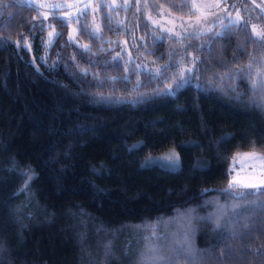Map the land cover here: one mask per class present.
Returning <instances> with one entry per match:
<instances>
[{"label": "trees", "instance_id": "trees-1", "mask_svg": "<svg viewBox=\"0 0 264 264\" xmlns=\"http://www.w3.org/2000/svg\"><path fill=\"white\" fill-rule=\"evenodd\" d=\"M60 6L0 0V264H264V184L228 183L234 152H264V40L245 22L160 36L132 3L101 4V30L81 18L72 40ZM170 148L177 168L144 163ZM183 210V245L148 260L146 224Z\"/></svg>", "mask_w": 264, "mask_h": 264}, {"label": "rangeland", "instance_id": "rangeland-1", "mask_svg": "<svg viewBox=\"0 0 264 264\" xmlns=\"http://www.w3.org/2000/svg\"><path fill=\"white\" fill-rule=\"evenodd\" d=\"M45 6L65 5L57 15L65 17L69 22L68 37L76 40L77 23L81 18L87 17V22L93 32L98 33L100 29V5L105 7H127L130 3L132 19L138 22V16L143 18L149 25L151 31L158 32L160 36H167L176 40L184 36H196L203 33H217L229 24L248 23L251 32L264 40V0H188L191 12L187 14L174 13L170 11L159 0H33ZM52 10L41 9L40 15L48 17L54 15ZM132 21V22H135ZM47 29L44 45L49 46L56 30L52 24L46 21ZM133 34V33H132ZM131 34V35H132ZM139 38H144L143 35ZM135 35V36H136ZM134 35L131 36L133 38ZM121 39H124L121 38ZM124 51L127 60H130L131 52L124 41ZM138 58L135 66L137 69H145L150 73H158L162 67L155 63L147 53L138 49ZM192 63H183L179 68L178 81H184L186 74L190 73ZM228 172L230 174L228 183L238 189H253L264 184V152L255 150L236 151L231 156ZM146 164L156 163L167 168H177L180 163L179 155L174 148L162 153L149 155L144 160ZM221 204V203H220ZM168 221L151 222L146 224V229L151 233L146 248V258L154 262H163L162 257L168 255L164 252L176 246L183 245V239L179 232L180 226L188 228L190 211L178 212ZM170 223L173 227L170 229ZM159 224L162 225V233L158 232ZM170 229V230H169ZM169 231V232H168ZM164 232L167 236H164ZM181 238H180V236ZM166 237V238H165ZM173 247V248H172ZM176 249V248H175ZM173 251V250H172ZM165 259V258H164ZM149 261V262H150Z\"/></svg>", "mask_w": 264, "mask_h": 264}, {"label": "water", "instance_id": "water-1", "mask_svg": "<svg viewBox=\"0 0 264 264\" xmlns=\"http://www.w3.org/2000/svg\"><path fill=\"white\" fill-rule=\"evenodd\" d=\"M29 3L39 7V8H42V9H47V10H57L59 8H61V6H45V5H41L33 0H27ZM79 2L82 1V0H78Z\"/></svg>", "mask_w": 264, "mask_h": 264}]
</instances>
